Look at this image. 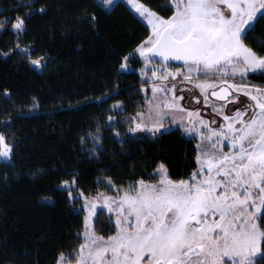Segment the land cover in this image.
I'll use <instances>...</instances> for the list:
<instances>
[{"label": "snow or ice", "instance_id": "1", "mask_svg": "<svg viewBox=\"0 0 264 264\" xmlns=\"http://www.w3.org/2000/svg\"><path fill=\"white\" fill-rule=\"evenodd\" d=\"M98 2L112 6L115 0ZM125 3L146 22L148 31L121 57L120 69L139 58L143 63L138 70L143 78L139 90L150 84L153 95L145 103L147 114L138 111L126 118L123 135L157 137L174 125L183 137L195 141L196 167L186 178L174 179L160 161L152 172L144 173L149 179L141 176L127 187L108 177L114 195L85 196L83 189L76 188L75 172L70 179L60 180L58 188L69 201L84 199L85 225L93 216L99 220L107 208L109 216H115L109 219L115 231L105 237L88 228L78 249L67 257L60 252L57 264H256L258 256L264 264V81L249 79L257 74L264 77V47L246 42L257 22L264 20V0H170L159 11L149 0ZM161 11L171 14L161 15ZM30 14L31 10L16 16L11 29L17 40L2 54L18 50L29 58L28 63L43 67L47 56L33 60L34 49L19 43ZM7 19L0 22V29H5ZM87 19L97 22L95 13ZM256 43L264 45V37L256 38ZM176 63L178 67L170 66ZM115 94L105 92L109 97ZM3 95L10 98L11 94L4 89ZM122 103L116 101L107 111L119 114L124 111ZM39 107V99L31 97L28 111ZM25 115L21 108L0 125L11 128L14 120ZM118 123L111 115L97 119L95 127L79 137L80 144L91 142L88 154L98 155L106 139L103 129ZM111 135L122 139L120 131ZM16 148L15 135L0 131V159L5 164L12 163ZM97 202L102 206L98 208Z\"/></svg>", "mask_w": 264, "mask_h": 264}, {"label": "trees", "instance_id": "2", "mask_svg": "<svg viewBox=\"0 0 264 264\" xmlns=\"http://www.w3.org/2000/svg\"><path fill=\"white\" fill-rule=\"evenodd\" d=\"M149 2L159 11L170 0ZM41 8L45 11H38ZM30 10L27 30L19 43L34 49L33 60L46 55L43 67L28 63L29 58L18 50L9 56L2 54L17 40L11 29L16 16ZM93 13L95 24L87 19ZM5 18V29H0V121L21 108L26 115L14 120L11 128L0 125V131L17 138L12 163L0 159V264H57L60 252L67 257L83 242L86 216L81 201H69L67 193L58 188L60 180L70 179L75 172L79 177L76 188L83 189L85 195L110 194L114 189L108 188L106 178L127 187L141 176L149 179L144 173L152 172L160 161L172 178H186L196 167L192 161L195 141L172 126L157 137L123 135L128 127L126 118L142 111L149 95V88L139 90L143 81L139 58L128 61L131 69H120L121 57L148 31L125 1L107 9L98 0H0V22ZM262 28L264 20L257 22L246 42L264 47L256 43V38L264 37ZM250 77L264 80L258 74ZM4 89L10 91V98L3 95ZM113 91L118 94L105 95ZM33 96L39 99L40 107L29 112ZM84 98L91 103L81 102ZM116 101L123 102L124 111H107ZM109 115L120 123L103 129V150L89 155L91 142L82 146L79 137L94 128L97 119L103 121ZM113 130L120 131L122 139L113 137ZM110 218L104 211L95 220L94 231L102 236L113 233ZM256 264H261L260 258Z\"/></svg>", "mask_w": 264, "mask_h": 264}, {"label": "rangeland", "instance_id": "3", "mask_svg": "<svg viewBox=\"0 0 264 264\" xmlns=\"http://www.w3.org/2000/svg\"><path fill=\"white\" fill-rule=\"evenodd\" d=\"M117 1H119V0H115V3L117 2ZM123 1H125V0H123ZM114 3V4H115ZM113 6V5H112ZM112 6H104L105 8H107V9H110ZM129 6V5H128ZM129 8H130V6H129ZM134 11V10H133ZM144 23H146V22H144ZM178 63H176L175 65H170V66H176V67H178L179 65H177ZM128 69H131V67L128 65V68L127 69H124V70H128ZM151 75V73L149 72V76ZM142 80H143V78H142ZM145 87H147V88H149L148 90H149V95H148V99L149 98H151L152 97V92H151V90H150V84H148V85H146ZM177 94L179 95L180 93L179 92H177ZM115 104V103H114ZM113 104V105H114ZM123 107V106H122ZM142 111H144L145 112V114H147V111H148V109H147V107L145 106L144 108H143V110ZM165 123L167 124L168 123V121H165ZM172 127H175L174 125L172 126ZM138 134H149V133H138ZM73 191H75V189H73ZM115 194V190L113 191V193H110V195H114ZM85 195V194H84ZM96 194H94V195H90V196H95ZM85 196H87V195H85ZM78 200H80L81 201V206L84 204V199L83 198H80V199H78ZM102 206V204L100 203V202H97V207L99 208V207H101ZM85 211V214H86V216L88 215V213H87V210L85 209L84 210ZM104 211L105 212H107L108 213V210H107V208H104ZM109 214V213H108ZM114 218H115V216H114V214H112V219L114 220ZM95 220H96V218H95V216H93L92 217V219L89 221V224L88 225H84V229H83V231H82V239H83V234H84V232L88 229V228H90L92 231H94V222H95ZM115 226V225H114ZM95 232V231H94ZM114 233V232H113ZM113 233H111V234H113ZM95 234L96 235H99V234H97L96 232H95ZM110 235V234H109ZM102 236V235H101ZM106 237V236H105ZM259 258V256L257 257V259ZM257 261V260H256Z\"/></svg>", "mask_w": 264, "mask_h": 264}, {"label": "flooded vegetation", "instance_id": "4", "mask_svg": "<svg viewBox=\"0 0 264 264\" xmlns=\"http://www.w3.org/2000/svg\"><path fill=\"white\" fill-rule=\"evenodd\" d=\"M177 65H179V64H177ZM250 79H252V80L255 81V82H258V80L254 79V78H252V77H250ZM195 91L198 92V90H195Z\"/></svg>", "mask_w": 264, "mask_h": 264}, {"label": "crops", "instance_id": "5", "mask_svg": "<svg viewBox=\"0 0 264 264\" xmlns=\"http://www.w3.org/2000/svg\"><path fill=\"white\" fill-rule=\"evenodd\" d=\"M178 64H179V63H178ZM141 77H142V76H141ZM258 79H259V78H258ZM258 79H256V80H258ZM262 81H264V80H260V79L258 80V82H262Z\"/></svg>", "mask_w": 264, "mask_h": 264}, {"label": "built area", "instance_id": "6", "mask_svg": "<svg viewBox=\"0 0 264 264\" xmlns=\"http://www.w3.org/2000/svg\"><path fill=\"white\" fill-rule=\"evenodd\" d=\"M253 81V80H252ZM254 83H261V82H255V81H253Z\"/></svg>", "mask_w": 264, "mask_h": 264}]
</instances>
